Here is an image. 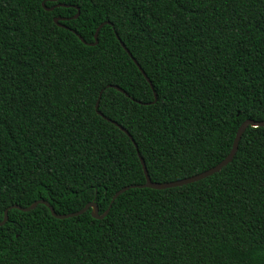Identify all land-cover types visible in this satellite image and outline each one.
<instances>
[{
	"label": "trees",
	"instance_id": "1",
	"mask_svg": "<svg viewBox=\"0 0 264 264\" xmlns=\"http://www.w3.org/2000/svg\"><path fill=\"white\" fill-rule=\"evenodd\" d=\"M115 31L158 89L152 108ZM161 61L168 71L153 75ZM103 64L123 66L106 79L141 104L135 114L114 104L126 97L112 86L98 110L132 135L151 180L199 173L231 150L238 109L264 119V0H0V264H264V135L251 126L239 169L225 165L185 191L131 187L103 219L10 208L44 199L68 213L95 201L103 213L118 189L146 181L132 139L87 87ZM169 157L177 163L163 176L154 166Z\"/></svg>",
	"mask_w": 264,
	"mask_h": 264
},
{
	"label": "snow or ice",
	"instance_id": "2",
	"mask_svg": "<svg viewBox=\"0 0 264 264\" xmlns=\"http://www.w3.org/2000/svg\"><path fill=\"white\" fill-rule=\"evenodd\" d=\"M185 2H186V0H174V3H176V4H183ZM187 2H195V0H187ZM100 27H103V24H101ZM113 28H115V24H113ZM93 31L96 32L97 34H99V28H94ZM116 37L118 40H120L119 32L116 33ZM81 39H83V37H81ZM120 43L123 44L124 41L120 40ZM129 55H131V53H129ZM137 67H138V70L140 73H144V68L139 67L138 62H137ZM113 71L120 73V72L124 71V68H123V66H117V65L109 66L108 64L100 65V67L98 69L93 68L92 69V75H94L96 77V81L92 82V84L87 86L89 91H91L92 89H95V91L98 92L100 96H104V94L106 92H109V89H110V87L113 86L114 82L112 80L106 79V77L110 76ZM167 71H168V66L161 61V68L156 69L153 72V75H156L157 72H160L161 75H163V73L167 72ZM144 74L146 75V73H144ZM129 87H132V85L129 84ZM157 90H158L157 87H152V80L151 79H148L147 81H140V80L136 81V91L139 93L140 96L143 97L144 100L148 101V103L144 104L143 107L152 108L156 104V102L160 99L159 95L152 96V95H150V93L157 92ZM120 91L124 92V89L120 88ZM110 95H112V94L110 93ZM124 96L126 97V99L123 101H120V99L117 96L112 95V102L114 104L123 103V104L127 105L126 110L129 111L131 114H135V112L137 111L136 105L141 104L140 99H138L135 95L134 96H128V94L126 92H124ZM85 103H86V101H85ZM96 105H97V108H99V101L98 100L96 101ZM261 110L264 111V106H261ZM241 115H243L245 117V120L252 121L251 117L246 112L238 109L236 112V116L240 117ZM241 123L244 124V128L249 127V123L246 124V123H244V121H241ZM250 124H251V128L256 130L257 135H264V132L260 131V129L262 127H264V125L258 124L256 122L250 123ZM4 126H5V117L3 115L2 101H0V129H4ZM133 143L135 144L136 142L133 141ZM249 143H250V141H249ZM222 147H223V144H221L219 147H217L215 149V151H220V148H222ZM262 148H264V143H262ZM137 151H139V147H137ZM237 152L243 153L244 148L243 147L235 148L234 152L232 149V158L230 160H228L227 163H223V165L221 166V167H224L225 165L228 166V168H226V172L231 171L232 168L239 169L240 167L243 166L242 156L237 155ZM211 154H212L211 151L208 153H205L204 155H202L199 158L200 161L203 162V160L206 159ZM176 155L179 156L180 153H176ZM185 155H187V154L185 153ZM176 163L177 162L173 157H169L168 160H164L162 158L161 161L159 162V164L157 166H154V167H158V170H159L161 175L167 176L170 173L173 165H175ZM179 168H180V170H183V164H180ZM148 169H149V165L145 164L144 168H143L145 175L148 174ZM193 177H196V175L193 174ZM220 178L222 179L223 177L221 176ZM176 179L178 181H186L184 183H180V184L176 185L178 191H185L184 185L187 183H190V182L187 180H182L178 177ZM199 179H192V181L194 182V181L199 180ZM192 186H195L194 183L192 184ZM83 211H87V208H83ZM105 215H107V213H105ZM5 216H6V213H0V226H2V222L5 218ZM93 216H95V215H93ZM101 219H103V217H101Z\"/></svg>",
	"mask_w": 264,
	"mask_h": 264
},
{
	"label": "water",
	"instance_id": "3",
	"mask_svg": "<svg viewBox=\"0 0 264 264\" xmlns=\"http://www.w3.org/2000/svg\"><path fill=\"white\" fill-rule=\"evenodd\" d=\"M66 5V4H64V3H58L57 5ZM43 6L45 7V9H47V10H52L53 9V7L55 6V5H53V6H50V7H47V6H45V1H43ZM77 9H78V11H77V13L73 16V17H77L78 16V14H79V8L77 7ZM63 19H67V18H65V17H54L53 18V20L55 21V23H57L58 25H60V26H63V27H65V28H69L67 25H65V24H63V23H60L59 22V20H63ZM105 23H109V24H112V22L111 21H109V20H106V21H103L102 23H100L99 25H98V27L97 28H99V30H100V25L101 24H105ZM73 30V29H72ZM74 31V30H73ZM74 32H76V31H74ZM117 32L115 31V34H116ZM76 34L80 37V39H81V35L80 34H78L77 32H76ZM94 38H95V41L94 42H86L84 39H81V40H83L84 42H86V43H88V44H96L97 42H98V34L95 32L94 33ZM121 40V39H120ZM119 40V41H120ZM122 46L126 49V51L128 52V54L129 53H131L130 51H129V49L126 47V45L123 43L122 44ZM131 58L133 59V61L136 63V65H137V59L132 55V53H131ZM138 64H139V62H138ZM139 67H141V65L139 64ZM144 73H145V71H144ZM143 73V74H144ZM144 76H145V78L148 80L149 79V77L147 76V74L145 75L144 74ZM113 87H115V88H117V89H119L120 90V86H118V85H116V84H113ZM152 87H153V84H152ZM125 92V91H124ZM157 95V93L156 92H154V96H156ZM99 99H100V95H99V97H98V101H99ZM95 107H96V109H97V112L100 114V115H102L105 119H107V120H110V121H112V122H114L115 124H117L125 133H127L128 134V136L132 139V141H135L134 140V138L132 137V135L128 132V130L126 129V128H124L123 126H121L120 124H118L116 121H113V120H111L110 118H108L106 115H104L100 110H98V108H97V105H95ZM252 121H248V120H244V123H249V126H251V124L250 123H258V124H261V125H264V119L263 120H254V119H251ZM245 129L246 128H244V124L243 123H241L240 124V126L238 127V129H237V132H236V135H235V138H234V141H233V145H232V148H231V150L229 151V153L226 155V157L224 158V159H222L219 163H217L216 165H214V166H212V167H210V168H208V169H206V170H204V171H201V172H199V173H196V174H194V175H196V177H193V175H190V176H187V177H183V178H180V179H182V180H187V181H189L190 183L191 182H193L192 181V179H202V178H204V177H206V176H208V175H211V174H213L214 173V171L216 172V170L218 171V170H220L222 167V165H223V163H227V161L228 160H230L231 158H232V149H233V152L235 151V148H238V146H239V141H240V138H241V136H242V134L244 133V131H245ZM135 145V147H136V149H137V143H135L134 144ZM137 153H138V155H139V158H140V160H141V163H142V165H143V168H144V165L146 164L145 163V160H144V158L142 157V155L140 154V152L139 151H137ZM228 156V157H227ZM143 158V159H142ZM225 160V161H224ZM146 176V181L144 182V183H141V184H130V185H125L124 187H122V188H120V189H118L114 194H113V196H112V199H111V202H110V204H109V206H108V208L103 212V213H99V207H98V205H97V203L95 202V201H90V202H88V203H86L81 209H79V210H77V211H73V212H68V213H57L56 211H55V209H54V207L47 201V200H44V199H38V200H36V201H34L33 203H31L30 205H28V206H21V205H19V204H12V205H10V208H18V209H20V210H23V211H27V210H30V209H33L34 207H36L37 206V204H39V203H43V204H45L49 209H50V211H51V213L55 216V217H57V218H65V217H71V216H76V215H79V214H81V213H83V212H85V211H83V208H87V210L88 209H90L91 210V214H93V215H95L94 217H96V218H101V217H104L105 216V213H108V211H109V209H110V207H111V205H112V202L115 200V198L119 195V194H121L122 192H124L125 190H127V189H129V188H131V187H152V188H156V189H163V188H167V187H174V186H176L177 184H180V183H184V182H186V181H178L177 179H175V180H171V181H152L151 180V178H150V176H149V174H147V175H145ZM199 179V180H200ZM197 181V180H196ZM5 213H6V216H5V218H4V220H3V222H2V224H4L5 222H6V220H7V218H8V215H7V209L5 210Z\"/></svg>",
	"mask_w": 264,
	"mask_h": 264
}]
</instances>
